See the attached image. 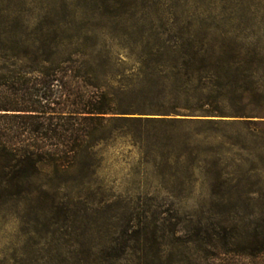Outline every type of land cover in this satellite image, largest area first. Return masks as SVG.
I'll use <instances>...</instances> for the list:
<instances>
[{
    "label": "rangeland",
    "instance_id": "1",
    "mask_svg": "<svg viewBox=\"0 0 264 264\" xmlns=\"http://www.w3.org/2000/svg\"><path fill=\"white\" fill-rule=\"evenodd\" d=\"M105 1L0 0V14L11 15L2 27L9 37L17 30L44 38L58 18L41 14L67 12L75 16L69 21L102 28L87 36L91 43L242 48L224 57L241 111L127 115L130 124L96 143L93 156L78 155L72 181L59 189L69 200L0 206V260L12 264L29 238H39L36 249L55 251L69 248L61 237L86 236L92 245L118 240L108 248L113 255L123 248L122 255L104 264H264V0ZM101 57L114 82H135L139 54L113 47ZM3 83L11 82H0V97H9ZM247 121L260 123L263 134L250 132Z\"/></svg>",
    "mask_w": 264,
    "mask_h": 264
},
{
    "label": "trees",
    "instance_id": "2",
    "mask_svg": "<svg viewBox=\"0 0 264 264\" xmlns=\"http://www.w3.org/2000/svg\"><path fill=\"white\" fill-rule=\"evenodd\" d=\"M52 14H41L58 18L49 22L50 38H30L17 30L9 37L2 24L11 15L0 14V59L5 61L0 82H11L2 86L13 91L0 97V206L69 200L59 189L72 181L69 173L78 155L93 156L96 143L130 124L127 115L240 113L235 104L242 100L241 90L231 79V61L224 57L242 48L181 40L91 43L87 36L101 34L102 28L69 21L75 16L67 12ZM113 47L139 54L135 82H114L107 74L101 55ZM247 122L250 132L263 134L260 123ZM65 237L58 242L69 248L55 251L36 249L39 238H29L31 247L15 250L9 261L104 264L122 255L123 248H115V255L108 248L118 242L113 237L98 238L97 245L86 236Z\"/></svg>",
    "mask_w": 264,
    "mask_h": 264
}]
</instances>
